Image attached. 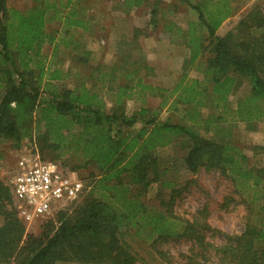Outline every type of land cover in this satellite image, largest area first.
Listing matches in <instances>:
<instances>
[{
	"label": "trees",
	"instance_id": "1",
	"mask_svg": "<svg viewBox=\"0 0 264 264\" xmlns=\"http://www.w3.org/2000/svg\"><path fill=\"white\" fill-rule=\"evenodd\" d=\"M80 1L36 0L32 7L21 10L0 0V164L2 143L19 149L32 139L42 159L56 161L68 172L91 169L86 192L43 219L37 233L28 230L19 217L12 186L0 177V264H136V256L121 238L122 231L129 228L158 238L189 237L204 251L212 249L218 264H264L263 223L249 221L241 233L227 235L224 243L213 245L206 242L197 220L181 218L171 204L161 211L143 200L154 182L171 188L170 202L180 191L176 183L163 177L177 159L168 165L169 159L162 160L157 154V148L174 141L176 134L182 136V143L187 142L183 162L189 172L217 170L238 190L242 185L250 183L253 188L264 182V166L250 165L236 144L216 141L192 127L159 118L169 98L173 100L168 109L173 110L208 97L214 106L226 108L230 95L244 81L249 82L250 92L238 101L236 117L247 122L264 118V9L254 5L220 35L219 27L233 12V0H174L195 10L197 18L188 23V29L174 28L173 22L163 25L165 31L181 36L191 51L181 77L169 88L145 81L153 68L137 43L166 14L160 9L163 0H153L147 27L134 30L135 41L120 42L115 64L94 65L89 77L92 84L80 80L59 89L57 82L66 79L72 69L47 62L42 46L48 43L54 50L85 47L86 40L79 43L75 34L82 38L91 33L93 17L82 11ZM128 3L131 8L133 0ZM51 21L60 24L59 30L47 31ZM89 56L85 49L70 54V60L88 65ZM196 63L204 65L205 78L188 76ZM96 81L105 88L104 94ZM148 95L161 97L157 107L145 104ZM106 96L111 101L109 108ZM140 99V107L128 113L127 102ZM65 155L77 156L76 164L61 163Z\"/></svg>",
	"mask_w": 264,
	"mask_h": 264
},
{
	"label": "rangeland",
	"instance_id": "2",
	"mask_svg": "<svg viewBox=\"0 0 264 264\" xmlns=\"http://www.w3.org/2000/svg\"><path fill=\"white\" fill-rule=\"evenodd\" d=\"M128 1L129 0L80 1L79 7H82V11H86L87 15L94 17V31H96L97 26H99V24H95L97 21L100 22L103 20L104 22H112L115 25V28L112 29L113 32L110 33L111 36H109V38H112L109 44L107 42H99L98 44L91 43V48L93 50V57L91 58V53L89 56V62H91V64L84 65L82 63L73 62L70 60V54H75L77 52L81 54L83 50H89L90 38L93 37V31L91 35L86 34L82 38L79 36L80 33L75 34V39L79 40V43L81 41L83 43L84 39L86 40L85 47L80 46V49H72V47L71 49H65L60 47L54 50L53 45L48 43L43 44L42 53L47 56V62L51 61L54 65H58L63 69H67L69 66L72 69L66 79L57 82L58 84L56 83L59 89L64 85H76L80 80H85L87 84H92L94 80L89 77L91 76V69L93 66L100 64L107 65L103 64L101 60H113L117 58V55L119 56L121 47L119 44L122 40L126 39L127 41L128 31L130 32L132 29V22L130 20L134 18H129L132 12H130L131 8H128ZM191 1L197 2L200 0ZM236 2L237 6L240 5V8L246 5H248L249 8L254 5H259L264 9V0H236ZM35 3L36 0H8L9 6L21 10L32 7ZM234 5L235 3L233 6ZM151 6L152 3H150L148 7L146 5L143 11L140 10L136 13L141 16L143 13L147 15L152 8ZM97 9L99 11L98 13ZM111 9L112 11H124L128 14L120 12L117 14L118 16H116V18H113ZM124 9L128 10L125 11ZM160 9H164L163 11L166 12L165 16L161 17L158 26L154 30L149 29L148 33H145L156 38L162 36L170 37V39L173 38L179 43L182 41L181 36L177 35L176 32L170 33L165 31L163 25L165 21L167 23L173 22L175 24H173L174 28L177 26V28L181 27L182 29H188V23L197 18L195 10L185 3L175 2L174 0H163L160 4ZM87 10H89V12ZM239 16L241 18V13L238 14L237 17L239 18ZM237 17L235 20H237ZM235 20L231 18L226 20L224 26L218 29V34L223 35L231 30L239 21ZM59 28L60 24L57 21L49 22L46 27L49 32L59 30ZM57 36L59 35L57 34ZM138 44L141 46V43ZM143 45L144 44H142V46ZM55 51L58 55H54ZM124 52H126V50ZM180 54L183 55V52ZM171 65L174 69H172V73L168 76L171 80L170 87L179 80L183 72L179 60L178 62L173 61ZM203 66L202 64H194L189 68L188 76L190 78H205L206 74L204 73ZM151 80L153 79L145 77L147 83H151ZM96 82V87L98 85L97 88H100L99 81ZM100 90V93H105V88H100ZM249 92L250 84L248 81H244L239 90L230 95L226 108L214 106L215 104L212 99L208 97L204 98L203 102L200 103L192 105L180 104L178 110H173L168 109V105L171 104L173 100L169 98L167 106L160 110L159 118L162 121H169L171 123H179L192 127L203 135L210 136L216 141L234 143L248 156L250 165L262 167L264 166V118L247 122L238 119L234 112L238 101L248 95ZM106 98L109 108L111 101H109L110 99L108 96H106ZM160 100L161 97L159 95H148L145 104L151 107H157ZM141 102V99L139 101L129 100L127 102V112L132 113L136 111L140 107ZM196 111H198V116L195 118L194 114ZM219 116L222 117L218 118ZM207 118H210L211 123L207 124L204 122ZM173 140L174 141L166 145L159 146L157 148V154L162 160L169 159L170 162L167 163L168 165L173 164L172 159H177V163L170 171L163 175V177L176 183V189L180 191L173 194V201L170 202L172 196L171 188H161L159 183L154 182L143 197L144 202L148 206L152 208L157 207L163 211L171 204L173 212L181 218L191 221L197 220L199 222L198 228L205 234L206 242L213 245L224 243L227 235L241 233L249 221L257 224H264V182L253 188L250 183L249 186L242 185L240 190H238L229 178L222 176L217 170L201 169L196 173H191L186 170L183 162V158L188 150V146L186 145L187 142L182 143L181 141L184 142V139L178 134L174 135ZM1 146L4 149V158L0 164V177L6 182L7 180L10 181L16 170V162L21 156L38 155L41 157L42 155L36 141L32 139L25 140L19 149L12 148L9 142L2 143ZM45 155H47V152ZM62 160L66 164H69V166H73V164H76L78 157L65 155L62 157L61 163L63 162ZM90 170L89 168H83L76 172L74 171L75 175L84 185ZM84 192H86V190ZM69 203L70 202H68L66 206H68ZM34 224L36 226H33L30 231L37 233L39 231V221H36ZM135 231L136 230L133 228L125 229L122 231L121 238L128 246L129 250L136 256V264H218V256L214 254L212 249L208 250V252L204 251L189 237L158 238L157 235L150 236L147 234L148 232H144L143 230L140 234H137ZM9 264H15V262L12 261ZM56 264L86 263L58 262Z\"/></svg>",
	"mask_w": 264,
	"mask_h": 264
},
{
	"label": "built area",
	"instance_id": "3",
	"mask_svg": "<svg viewBox=\"0 0 264 264\" xmlns=\"http://www.w3.org/2000/svg\"><path fill=\"white\" fill-rule=\"evenodd\" d=\"M10 184L17 201L19 217L30 230L36 221L51 217L66 203L78 200L84 191L75 172L66 171L58 162L38 155L19 158Z\"/></svg>",
	"mask_w": 264,
	"mask_h": 264
},
{
	"label": "crops",
	"instance_id": "4",
	"mask_svg": "<svg viewBox=\"0 0 264 264\" xmlns=\"http://www.w3.org/2000/svg\"><path fill=\"white\" fill-rule=\"evenodd\" d=\"M152 1L153 0H140L139 3L137 2L135 3V0H133V5L131 6V9L129 8L130 12H132L129 18L132 19L134 17L133 18L134 22H133V19L130 20L132 22L131 24L132 29L130 30V32L128 31L129 34L127 36L128 37L127 41H130V42L135 41L134 40V30L136 28L143 29L147 27L150 11L148 12L149 14L147 13L146 15L145 13H143L142 16L136 12L140 10L143 11V9L146 8V5L148 7V5L152 3ZM234 3L235 5H234V9H233L231 16L225 19L219 28H222L224 26V23L226 22V20L230 18L235 20L238 14L240 13L242 17V15L252 7L251 6L249 8L248 5H246L243 8H240V5L237 6L236 0L233 1V4ZM127 10L128 9H126L125 11ZM87 11L89 12V10ZM98 12L99 11L97 9V13ZM120 12L124 14H128L124 11H112L111 9V15L113 16V18H116V16H118L117 14ZM239 19H240V16L239 18L237 17V20ZM93 20H94V17H93ZM97 22H95V24L96 25L99 24L100 27L97 26L96 31H94V29L92 30L93 37L90 38L91 41L89 43V50L91 53V58L93 57V53H92L93 50L91 48V43L98 44L99 42H103V43L107 42L109 44V42L112 41V38H109V36H111L110 33H112L113 32L112 29L115 28V25L112 22H104L103 20H101L100 22L99 21ZM183 29H186V28H183ZM95 33H98V34H95ZM89 35H91V33H89ZM137 43H141V46L142 44H144L142 46V51L145 55L146 63L153 68V72L149 76H147V78L153 79L151 80V83L150 82L149 83L155 86L170 87L171 80L168 78V76H170V74L173 71L172 69H174L171 64H173V61L178 62L179 60L181 65L183 66L184 61L191 54L189 47L185 43H183L182 41H180L179 43H172L170 37H166V36L156 38V37H153L152 35H141L137 39ZM181 52H183V55L180 54ZM117 58H118V55H117ZM117 58L113 60L105 59L101 61L103 62V64L113 65L117 62ZM18 160L16 162V166H17ZM7 183H10V181L7 180Z\"/></svg>",
	"mask_w": 264,
	"mask_h": 264
}]
</instances>
